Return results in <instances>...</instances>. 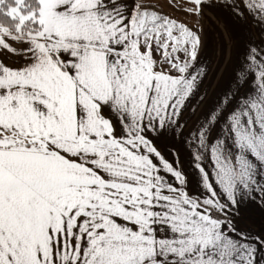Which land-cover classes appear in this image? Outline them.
Returning a JSON list of instances; mask_svg holds the SVG:
<instances>
[{"label":"snow or ice","instance_id":"1","mask_svg":"<svg viewBox=\"0 0 264 264\" xmlns=\"http://www.w3.org/2000/svg\"><path fill=\"white\" fill-rule=\"evenodd\" d=\"M249 204L264 0H0V264H264Z\"/></svg>","mask_w":264,"mask_h":264},{"label":"rangeland","instance_id":"2","mask_svg":"<svg viewBox=\"0 0 264 264\" xmlns=\"http://www.w3.org/2000/svg\"><path fill=\"white\" fill-rule=\"evenodd\" d=\"M206 15H207L208 19L202 21V23L204 24L205 30H209L210 28L214 29L213 37L215 38L216 32H218L219 36L221 38H223L225 44L227 45V42H228V38H227V34H228L227 33L228 32L227 31V24L230 23V22H228V21L226 22V19L219 18V17L213 15L212 13H207L206 12ZM216 47H217V50H218V47H219L218 41L216 43ZM225 60H227V48L225 50Z\"/></svg>","mask_w":264,"mask_h":264},{"label":"crops","instance_id":"3","mask_svg":"<svg viewBox=\"0 0 264 264\" xmlns=\"http://www.w3.org/2000/svg\"><path fill=\"white\" fill-rule=\"evenodd\" d=\"M228 22L231 23V21ZM262 222H264V211L259 208L258 204H249L243 213L244 225L255 231L261 226Z\"/></svg>","mask_w":264,"mask_h":264}]
</instances>
